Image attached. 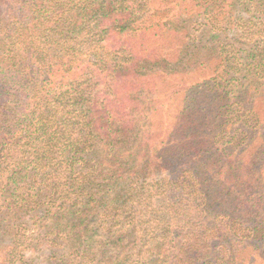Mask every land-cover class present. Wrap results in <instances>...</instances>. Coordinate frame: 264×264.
<instances>
[{
    "label": "trees",
    "instance_id": "trees-1",
    "mask_svg": "<svg viewBox=\"0 0 264 264\" xmlns=\"http://www.w3.org/2000/svg\"><path fill=\"white\" fill-rule=\"evenodd\" d=\"M0 264H264V0H0Z\"/></svg>",
    "mask_w": 264,
    "mask_h": 264
},
{
    "label": "rangeland",
    "instance_id": "rangeland-1",
    "mask_svg": "<svg viewBox=\"0 0 264 264\" xmlns=\"http://www.w3.org/2000/svg\"><path fill=\"white\" fill-rule=\"evenodd\" d=\"M203 75H205V76H207L208 75V73H200L199 75H196L194 78H201V77H203ZM192 80H193V77L191 78Z\"/></svg>",
    "mask_w": 264,
    "mask_h": 264
}]
</instances>
